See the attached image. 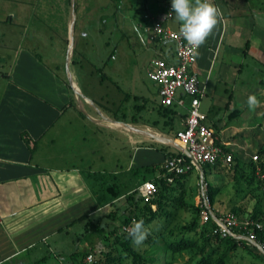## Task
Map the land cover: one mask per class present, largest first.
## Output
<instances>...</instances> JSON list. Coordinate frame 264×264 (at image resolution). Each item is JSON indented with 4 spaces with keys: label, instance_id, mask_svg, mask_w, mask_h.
<instances>
[{
    "label": "rangeland",
    "instance_id": "374dc122",
    "mask_svg": "<svg viewBox=\"0 0 264 264\" xmlns=\"http://www.w3.org/2000/svg\"><path fill=\"white\" fill-rule=\"evenodd\" d=\"M73 4L71 54L74 63L70 65L66 62L65 45L68 41L69 0H0V73L8 72L10 75V79L0 78V92L5 86L0 101L13 104L10 113L19 116L13 121L0 108V155L4 153L15 159V148L20 142L26 160L31 159L42 168L66 170L67 176L71 175L70 169H75L81 178V183L75 182L68 191L65 204L71 206L66 209L65 204L60 203L58 207L64 214L57 220L44 222V229L49 225L53 231L50 234L46 232L43 240L38 239L23 253L1 264H72V257L76 259L74 253L85 247L84 237L80 236L84 220L78 219H83L89 209L97 211L101 204L107 202L110 195L106 188L114 185L119 193L132 191L142 180H149L154 172L157 173L158 167L154 171L144 168L161 165L166 157L162 151L179 152L171 145L150 137L134 148L128 141V135L135 133L119 124L111 123L120 129L109 127V122L101 117L123 118L120 121L152 131H156L154 121L156 124L160 122L159 126L165 119L157 87L146 75L158 44L148 40L142 27L150 28L153 24L149 16L162 18L168 7L172 9L171 0H73ZM174 20L175 13H172L167 21ZM163 43L165 46L160 45L161 49L171 52L172 43ZM263 63L246 59L238 76L225 81H217L214 72L212 76L207 75L205 96L200 99L201 112L209 118L216 117L223 124H233L236 130L228 127L225 134L235 143V148L229 149L232 156L242 162L252 160L254 154H264V151L258 153V149L264 150ZM67 72L72 74L79 88L78 94L70 84ZM240 87L250 90L248 96L257 97L260 101L258 107L249 109L246 101L243 109L234 103V95L228 96L229 92ZM224 88L227 91L225 95ZM214 90L223 100L212 108L211 92ZM45 101L56 105L58 111L52 129L48 130L49 126L43 124L46 120L41 111L36 109L38 103ZM19 102L21 105L16 104ZM80 103L88 116L106 126L99 127L86 119ZM188 107V96L183 97L182 106L172 107V131L179 128L176 120L180 114H186ZM234 108L239 113L228 117ZM238 121L243 123L241 129H238ZM213 129L216 128L213 126ZM42 133L41 139L36 140ZM169 136L173 137V133L170 132ZM10 137L11 140H6ZM204 179L209 186L222 183L214 196L213 210L227 213L236 204L247 211L258 202L264 213V178L260 184L253 180L247 185V180L235 183L229 176L225 180L220 179L214 171L204 169ZM181 185V200L190 206L199 204L198 170L192 169L186 174ZM180 190L175 189L169 197L178 195ZM168 201L165 211L170 215L161 214L152 220L145 226L149 231L148 238L139 247L133 244L143 255L155 254L152 264H162L164 258L159 249L160 241L149 243L154 236L158 232L166 235L168 230L175 232L194 217L190 207H175ZM197 222H200L199 216ZM56 224L58 228H52ZM117 226L115 223L107 227V233L101 240H95L93 249L95 255L100 252L101 258L116 257L121 253V261L126 263L130 257L113 241L112 231ZM189 257L188 253L180 252L170 259L173 264H193ZM225 264H264V260L251 250L237 246Z\"/></svg>",
    "mask_w": 264,
    "mask_h": 264
},
{
    "label": "crops",
    "instance_id": "0c3cea01",
    "mask_svg": "<svg viewBox=\"0 0 264 264\" xmlns=\"http://www.w3.org/2000/svg\"><path fill=\"white\" fill-rule=\"evenodd\" d=\"M211 2L221 10L223 14L222 20L214 29L213 33L207 38L206 42L198 49L200 55L195 57V68L202 78L206 75L212 76L214 72V77L218 78L217 81H225L227 78L238 76L239 72L243 69L242 63L246 59L255 62H264V0H211ZM151 17L153 19H151ZM69 18L70 17H68L67 21V29L69 26ZM146 18H148V15ZM149 18L151 20L155 19L153 16H149ZM162 18L157 19L161 20ZM164 24L173 29H177L180 26V22L177 20L171 22L166 20ZM156 44L158 45L155 48V57L162 58L167 62H172V51H163L160 47V45L165 46L163 42H156ZM65 45L68 51L67 40L65 41ZM67 51L66 62L71 65L74 63V60L72 59L71 52L67 55ZM15 60L16 58L14 62ZM0 74V78L9 77L10 79L8 72H2ZM67 76L74 90L78 91L79 88L72 74L67 72ZM11 86L12 85L9 84V87ZM3 90H5V86L1 88V96ZM223 92L224 95L227 93L225 88ZM211 93V105H213L212 108H214V104L219 102V100H223V98L219 97L215 90ZM229 93L228 96L231 94L234 95V103L245 109L250 90L240 87L234 90L231 89ZM0 103V108H3V112L6 113L5 116L7 118H13L12 120L15 121V119L19 117L16 114L10 113L11 107L14 108L13 104L8 101H0ZM16 104L21 105L20 102ZM79 107L85 113V109L81 103ZM36 109H39L41 111V116L45 118L46 121L43 122L42 120V122L46 124L45 126H49L47 130L52 129L53 122L57 118L56 115L58 113L56 105L50 101H45L38 103ZM85 117L99 127H102V125L106 126L96 122L97 120L88 116L87 113H85ZM101 117L106 121L104 119L105 116ZM184 117V114L178 116L176 120L179 126L178 129L183 127ZM165 120L166 118H163L159 126L158 124L160 122H157V124L153 123L157 132L147 128L143 130H147L168 139H173L169 136V133L172 132L174 135V132L178 129L172 131V122L169 123ZM237 123L238 129H241L243 124L242 121H238ZM205 124L212 128L213 126L216 128L215 132L218 138L226 145L228 150L235 148V143L228 140L225 134L226 128L235 129V127L232 126L233 124H223L217 121L216 117L209 118L207 114H205ZM156 126H158L159 129H157ZM43 133L37 136L36 140L39 138L41 139ZM132 133L135 134H133V136L128 135V141L134 148H137L140 143L149 139V136L145 134L138 132ZM16 138H19V135ZM11 139L10 137L6 140ZM171 147L177 150L176 146ZM15 150L17 151V153L14 154L15 159H11V157H9L10 155L5 156L4 153L0 155V264L23 253L28 247L33 246L38 239L43 240L46 236V232L50 234L53 230L49 229V225L44 229V222L57 220L61 214H64L63 209L59 208L58 205L60 203L65 204L67 195H69L68 191L72 189L75 182L78 184L81 183L80 175L75 169H70L71 175L67 176L66 173H68V171L66 170L42 168V166L31 161V159L26 160V155L23 153L24 151L21 152L20 142L18 148H15ZM167 152L168 151L164 150L162 154L164 155ZM6 154H8V149ZM155 173L156 172H154L153 176ZM68 206L71 205L66 203V209H68ZM93 210L96 209L94 208ZM91 212V209L87 211L88 214ZM54 226L55 227L52 228H58V224ZM74 261L75 258L73 256L71 261L72 264ZM14 264H19V262H15Z\"/></svg>",
    "mask_w": 264,
    "mask_h": 264
},
{
    "label": "trees",
    "instance_id": "16d2710c",
    "mask_svg": "<svg viewBox=\"0 0 264 264\" xmlns=\"http://www.w3.org/2000/svg\"><path fill=\"white\" fill-rule=\"evenodd\" d=\"M136 108L140 110L139 106H136ZM162 113L166 120L171 123L174 114L172 107H162ZM238 113L237 109L234 108L229 111L228 117L235 114L237 115ZM113 119L116 121L123 120V118ZM154 123L156 124V121H154ZM225 150L229 151L231 154V162L229 164L215 162L213 165H201L203 173L202 183L205 185V195L210 206H212L214 196L219 191L222 183L214 186L207 185L204 179V169L214 171L215 174L220 175V179L225 180L226 177L229 176L235 183L247 180V185L251 184L253 180H255L257 184H260L262 178H264V154L262 156L257 154V156H259L257 157L256 162H253L252 160L242 162L235 158V156H232L230 150L227 148H225ZM263 151L264 150L261 148L258 149V153ZM173 154L174 153L167 152L164 155L171 156ZM159 166L160 165L158 164H153L150 167L144 168V170L154 171V169L158 167L157 174L149 179L155 186V191L150 197L144 198L136 189L119 193L118 189L114 188V185L109 186L106 188V191L110 195L107 202L101 204L99 210L85 215L84 218L82 217L83 219H81V217L78 219L84 220L80 236L84 237L85 247L80 252L76 251L74 253L76 259L73 264H76L87 252H91L94 248L93 243L95 240H101L103 235L107 233V227L113 226L115 223H117L118 226L116 230L113 229L112 231L113 241L122 252L130 257V260L123 263L121 261V253L116 255V257L107 256L101 258L99 257V252L95 255V262L93 264H152L156 258L155 254L143 255L137 251L133 246L132 240L127 238L126 229L130 228L134 222L140 219L144 220V226H146L155 218H159L161 214L162 216L170 215L165 211V205L169 203L168 200H170V203L174 204L175 207H190L194 213V217L190 222L179 226L175 232L168 230L166 235L158 232L156 236H154L153 241L149 242L160 241L161 247L159 249L164 255L162 264H173L170 257H172L173 254L180 252L188 253L190 255L189 262L193 261V264H225L226 258L235 251L237 246L251 250L254 254L264 260L263 252L257 249L254 245L246 244L241 239L229 236L220 238L211 234V229L214 227V222L211 219H208L203 223L197 222L200 212L199 204L191 206L185 204L181 200L182 191L180 190L182 188L181 184L183 177L190 173L193 169L192 167L190 170L174 176L171 181H167L166 178L159 176V174L163 172V169ZM260 175L262 176L261 178L259 177ZM175 189L180 190L178 192L179 194L169 197V194ZM102 208L105 209V212ZM229 212L238 218H245L264 224V213L262 214L258 202L247 211L245 207L233 204ZM117 230L118 233H116Z\"/></svg>",
    "mask_w": 264,
    "mask_h": 264
},
{
    "label": "built area",
    "instance_id": "2783aa9c",
    "mask_svg": "<svg viewBox=\"0 0 264 264\" xmlns=\"http://www.w3.org/2000/svg\"><path fill=\"white\" fill-rule=\"evenodd\" d=\"M172 13V9L168 7L161 20L155 18L150 28L142 27L150 42H171L173 45V61L167 62L155 57L146 72L148 79L157 87L160 105L182 106L183 97H189L183 127L176 130L172 137L179 145L177 148L179 152L166 156L160 165L163 172L159 176L166 178L167 181L190 170L191 167L196 169V165L231 162V154L225 150L226 145L218 138L215 130L205 124V114L199 110L200 99L205 94L207 75L202 78L198 74L195 57L190 54L189 46L180 36L179 29L173 30L164 24V21L171 18ZM251 159L256 160L257 156L254 154ZM136 190L144 198H148L154 193L155 186L150 180H143L137 185ZM199 206V221L203 223L211 219L214 222L211 234L220 238L229 236L241 239L246 244L260 246L263 249L264 224L238 218L230 212L220 213L213 210L206 198L204 184L200 186ZM95 253L94 249L87 252L76 264H93Z\"/></svg>",
    "mask_w": 264,
    "mask_h": 264
},
{
    "label": "clouds",
    "instance_id": "9594fccd",
    "mask_svg": "<svg viewBox=\"0 0 264 264\" xmlns=\"http://www.w3.org/2000/svg\"><path fill=\"white\" fill-rule=\"evenodd\" d=\"M171 6L176 20L180 22V36L187 42L190 54L198 57V49L222 20L221 10L211 0H171ZM259 104L260 101L255 95L248 96L249 109H255ZM126 231L127 238L137 247L141 246L149 235L143 219L134 222Z\"/></svg>",
    "mask_w": 264,
    "mask_h": 264
},
{
    "label": "water",
    "instance_id": "95a60500",
    "mask_svg": "<svg viewBox=\"0 0 264 264\" xmlns=\"http://www.w3.org/2000/svg\"><path fill=\"white\" fill-rule=\"evenodd\" d=\"M69 4H70V18H69V26H68V51H67V55H68V53L71 52V49H72V28H73V21H74L73 0H69ZM69 82H70V80H69ZM74 91H76V93L78 94L77 90H74ZM104 119L106 121H108V122L117 123L121 127L126 128L127 130H130L132 132H138V133H141V134H146L147 136H149L153 140H156L159 143L167 144V145H171V146L173 145V146H176L177 148H179V145L172 139H168V138H165L163 136H160V135L154 134L152 132H149L147 130H143L141 128L134 127V126H132V125L126 123V122H123V121H116V120H113V119L107 118V117H104ZM196 169L198 170V175H199V185L202 187V184H203L202 183V181H203V173H202V170H201V166L196 165ZM256 248L259 249L264 254V250L260 246H256Z\"/></svg>",
    "mask_w": 264,
    "mask_h": 264
},
{
    "label": "bare ground",
    "instance_id": "6f19581e",
    "mask_svg": "<svg viewBox=\"0 0 264 264\" xmlns=\"http://www.w3.org/2000/svg\"><path fill=\"white\" fill-rule=\"evenodd\" d=\"M112 122H109V124L107 125V126H109V127H115V128H117V129H120L121 127H119V126H115V125H113V124H117V123H113V124H111ZM146 135V134H145Z\"/></svg>",
    "mask_w": 264,
    "mask_h": 264
}]
</instances>
